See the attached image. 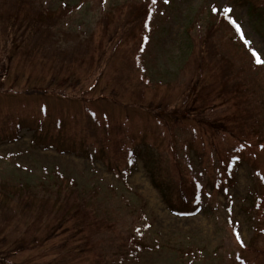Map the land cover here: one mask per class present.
<instances>
[{
	"label": "rangeland",
	"instance_id": "obj_1",
	"mask_svg": "<svg viewBox=\"0 0 264 264\" xmlns=\"http://www.w3.org/2000/svg\"><path fill=\"white\" fill-rule=\"evenodd\" d=\"M131 1L140 3L141 0H106L104 11L111 14L112 9ZM170 1H173L172 5L158 21L160 28L164 27L165 31L160 30L157 35L159 40L149 46L136 69L131 57L133 46L130 45V38L138 40L139 20H134L133 35L120 48V51L126 52V57L121 55L115 66L108 64L106 59L100 62L98 56L87 69L77 68L81 61L74 62L71 68L59 63L55 66L62 71L57 73L45 65L46 61L39 59L26 62L23 56H19L9 68L4 57L11 52L12 47L8 44L9 48L5 52V43L0 42V186L10 199L5 201V205L12 209L24 207L19 203L18 193L22 194V198L28 193L29 199L34 202L40 198L45 186L58 189V185L63 183L60 177H64L75 181L77 189L82 191L90 192L97 188L100 191L98 201L104 203L103 207L112 213L111 219L117 221L118 228L123 230L132 226L134 230L137 227L146 244L151 245L150 249L141 252L138 257L129 255L123 261L117 260L116 264H233L229 257L238 253L246 255L249 264H264V233L262 236L258 234L264 229L260 221L264 206L260 211L257 205L246 209L254 203L250 194L257 184L253 167L247 161L237 165L233 185L226 195L224 192L213 191L209 185L210 181L215 182L217 176L210 178L206 186L205 181L211 173L206 163L207 156L200 164L197 163L198 158L192 156L195 173L206 186V192L211 195L202 198L201 209L190 217L174 213L164 200L162 191L153 187L148 171V168L158 169L156 178L159 180L166 172L171 177L178 174L177 150L174 151L170 145L169 131L153 121L154 105L150 108V102L155 104L156 109L161 102L166 108L182 103V92L190 72L188 56L197 33L194 24L197 22L205 31L214 17L213 10L231 9L230 18L235 19L240 27L238 38L242 44L237 40L229 43V33L225 30L222 35L225 44L221 45V51L227 57L231 55L236 67L245 69L246 76L255 80L254 89L258 99L264 101V64H257L252 56V50H255L264 59V22L255 24L261 13L251 12V6H260L264 0H238L236 7L232 0ZM46 2L52 11L66 4L74 8L70 16L63 17L54 28V35L56 39L59 38L65 50L69 51L77 38L84 42L94 36L96 44H100L103 13L97 4L98 0ZM127 8L133 6L128 5ZM117 13L114 10L113 15L117 16ZM135 18H139L138 14ZM189 31L193 32L192 38ZM241 32L244 39H241ZM66 36H70L67 43L64 41ZM245 40L250 43L245 44ZM110 41L113 44L116 39ZM106 47L107 41L104 40L103 50L107 51ZM118 65L123 70L121 80L126 81V87L122 81L114 83V68ZM74 68V74L67 70ZM139 70L145 79L151 81V86L147 87L138 80L137 76L142 77L138 74ZM141 89L146 95L143 102L138 96ZM27 90L31 92L26 94L24 91ZM216 104V112L211 118L218 120L217 125H228L232 118H225L221 114L223 105L218 101ZM181 107L189 108L187 100ZM229 114L232 115L233 111ZM90 117L94 120L91 121ZM11 118L22 125L23 132L20 131L19 135L11 133ZM201 119L207 120L205 117ZM237 121L235 127L241 125L242 119L238 117ZM148 124L159 127L161 140L158 146L164 148V152L161 155L158 152H146L144 159L141 151H145L146 146L142 142L148 146L156 143V135L146 129ZM41 126L43 131H40ZM203 129L197 132L196 147H202L205 152L209 150L207 154L210 153L211 157L225 159L227 156L223 154L226 153L223 149L229 148L231 152L234 147L243 149L230 137ZM186 133L184 130V135ZM134 139L140 148L137 150L135 166L129 168L128 162L133 161L134 156H125V150L127 147L134 148ZM220 141L218 146L221 150L214 156L213 151L218 149L212 150L210 144L217 145ZM42 145L54 149H45ZM254 153L259 154L257 167L264 175V149H255ZM251 157L255 158L253 155ZM186 161L190 164L188 157ZM70 187L75 189L74 186ZM161 188L166 190V187ZM262 194L264 196L263 190ZM0 198L4 199V195L1 194ZM172 201L178 208L181 207L179 198L174 197ZM68 217L72 218L70 212ZM105 217L109 219L107 215ZM144 221L150 225L146 226ZM67 227L56 230L51 237L44 233V241L38 250L25 251L20 257L13 258L16 264H46L67 255L53 250L56 245L67 243L70 234ZM234 232L246 246L250 243V251L238 246ZM3 234L6 233L1 234L0 240ZM99 240L106 243L108 236L102 235ZM114 250L116 248L106 251V255ZM177 250L194 253L188 255ZM71 253L72 256L80 255L82 260L87 261L86 264L92 262L91 256L87 257L82 250Z\"/></svg>",
	"mask_w": 264,
	"mask_h": 264
},
{
	"label": "trees",
	"instance_id": "obj_2",
	"mask_svg": "<svg viewBox=\"0 0 264 264\" xmlns=\"http://www.w3.org/2000/svg\"><path fill=\"white\" fill-rule=\"evenodd\" d=\"M161 1L156 0L155 3H153V0H141L140 3H138L139 1L126 2L120 7L112 9L113 12L114 10L118 12L117 16H114L113 12L109 14L104 11L103 6L106 0H98L97 4L103 13L100 23L102 33L101 41L99 40L100 44H96L94 36L84 42H80L77 38L76 42L73 41L75 44L67 51L60 44L59 38L56 39L54 28L61 23L60 20L63 17L70 16L74 11L73 7L66 4L60 6L56 11H52L47 7L46 0H0V10H2L0 12V42L5 43V52L8 50L9 45L12 47L11 52L4 59H6L9 68L14 60L22 56L26 62H36L40 59L46 61L45 65L57 73L62 71L55 66L59 63L63 66L68 65V68H71L74 62L81 61L77 68L87 69L92 66L98 56L100 62L106 59L108 64L115 66L121 55L124 58L126 57V52L120 51V48L133 35L132 25L134 20H139V38L138 40L135 37L130 38V45L133 46L131 57L133 67L136 69L140 57L144 54L142 51L144 41H149V44L153 43L159 40L157 35L160 30L165 31L164 27L160 28L156 20L159 11L165 9V5ZM232 2L237 4L238 0H232ZM169 3L172 5L173 1ZM128 5L133 6V8H127ZM251 11L261 13L258 25L264 22L263 3L260 6H251ZM151 12H154L153 18L150 17ZM222 12L213 17L205 31L195 33L194 45L189 54L191 56L189 60L190 72L187 78V88H185L188 90V92L186 91L187 97L185 93L182 94L183 98H186V100L188 98L189 108L181 107L185 103L182 102L170 110L162 103L156 109L155 104L152 101L150 102V108L154 105V117L158 118V121L162 122L163 126H166L172 135L170 145H172L174 151L182 145L179 132L176 130L178 124L191 123L198 126L199 129L204 128L203 130L211 133L222 132L236 142L241 140L242 143H245L250 137L251 128L264 129V101L260 100L259 102L256 98L258 93L253 88L255 80L247 81L245 70L235 67L231 55L228 58L221 51L220 46L225 44L222 40L225 30L234 31L232 23L226 19L225 11L222 10ZM137 14L139 18H135ZM192 30L194 29L192 28ZM189 32L192 38L193 32ZM229 34L231 36L228 39L229 43H234L236 40L234 34ZM10 37L12 39L9 41ZM68 37L70 36L64 38L66 43ZM111 39H116V41L112 44ZM104 40L107 41V51L103 50ZM7 41L9 42L7 43ZM71 48H73L72 51ZM120 67L118 65L114 68L115 75L113 79L115 84H119L124 76ZM67 70L70 74L75 72V68ZM210 72L212 74L208 79L207 74ZM122 83L126 87V81H122ZM96 87L97 83L95 84ZM190 88H192L194 95L190 94ZM24 92L29 94L31 90ZM140 95H138L139 99L143 102L144 99ZM217 101L223 105L221 106L223 109L221 114H224L227 119L232 118L229 123L234 124L233 127L232 125L229 126V123L228 125L225 123L217 125L218 120L211 118V115L216 112ZM258 105L262 107L261 113ZM231 111H233L232 115L229 114ZM202 117L207 120L201 119ZM238 117L242 119V123L239 127H235ZM9 125L11 133L14 132L19 135L21 123L18 124L14 118H11ZM146 129L156 135V143L152 144V149L148 147L145 152L141 151V155L145 156L144 159H146V152H158L160 155L164 152V148L158 146V141L161 140L157 131L159 127L148 124ZM195 139V133L183 137V141L186 142L184 147L191 149V151L194 150ZM132 142L134 148L127 147L125 156L130 154V157L138 158L137 150L140 147L135 143L136 139ZM143 143L146 147L148 146L147 143ZM220 144L221 141L217 145H210V147L221 150L219 148ZM181 148H183V145ZM202 152L205 155L208 150ZM223 152H228V148L223 149ZM182 161H184L183 157H179L177 160V175L171 177L166 172L161 180L156 178L158 169L148 168L154 187L160 188L170 207L179 214L188 213L190 210L187 207L177 208L173 203V198H178V192L180 196L184 192L194 193L192 200L197 203L206 194L205 187L199 188L194 184L189 168L183 165ZM129 163L132 164V161ZM227 173V168L224 165L221 166L219 169L220 179H217L218 182L211 183V181L209 184L213 191L226 190L232 184V177L231 175L226 177ZM60 180L63 181V185L59 184L56 190L45 186L44 192L40 193V198L34 202L29 199L28 193L23 198L22 194L18 193L19 203L25 209L19 206L12 209L6 206L5 201L10 199L6 193L2 192L0 186V195H4V199L0 198V236L2 233H6L3 234L0 240V264H16L13 258L20 257L25 251L38 250V246L44 241L42 240L44 233L47 237H51L56 230L63 229L66 225H68V232H70L67 243L63 242L56 245L53 250L58 253L65 252L67 255H62L60 258L55 259V262L48 261L46 264H86L87 261L82 260L80 255L72 256L71 251L75 250L77 252L82 250L87 257L91 256V264H115L117 260L114 257L116 255L126 256L131 251L136 254L139 252L136 246L145 248L144 242L135 236L131 230L127 232L120 230L118 224L111 219L112 213H106L109 210L103 207L104 203L98 201L100 191L97 188L86 192L77 189V183L73 180L64 177H60ZM177 180H179L178 183ZM70 186H74L77 190H73ZM161 187H166V190ZM23 188L26 187L23 186ZM205 196L210 197V195ZM58 206H62L64 209L61 210ZM69 212L71 219L68 217ZM104 213L109 219L105 217ZM105 225H108V227H104ZM260 234L262 235V233ZM102 235L108 236L106 243L99 240ZM111 248H116V250L108 253L110 255L107 256L106 251Z\"/></svg>",
	"mask_w": 264,
	"mask_h": 264
},
{
	"label": "snow or ice",
	"instance_id": "obj_3",
	"mask_svg": "<svg viewBox=\"0 0 264 264\" xmlns=\"http://www.w3.org/2000/svg\"><path fill=\"white\" fill-rule=\"evenodd\" d=\"M155 2L156 0H153V3ZM165 2H167V0H165ZM230 11L231 9H225L226 14ZM231 23H233V25L236 27L238 32L241 31L239 25L236 24L235 21H231ZM241 39H244L242 32H241ZM249 43H250L249 41L245 40V44H249ZM252 56L255 58L257 64H264V59H261V55L257 51L252 50Z\"/></svg>",
	"mask_w": 264,
	"mask_h": 264
}]
</instances>
